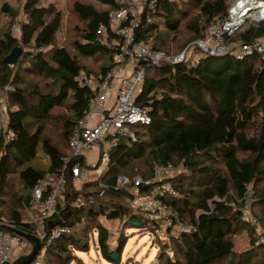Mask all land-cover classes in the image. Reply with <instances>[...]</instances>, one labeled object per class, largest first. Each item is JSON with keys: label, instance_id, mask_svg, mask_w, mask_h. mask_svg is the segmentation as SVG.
<instances>
[{"label": "trees", "instance_id": "trees-1", "mask_svg": "<svg viewBox=\"0 0 264 264\" xmlns=\"http://www.w3.org/2000/svg\"><path fill=\"white\" fill-rule=\"evenodd\" d=\"M10 1L16 0H0V16L7 20L0 23V90L12 134L8 142L2 134L0 140V219L35 234V225L24 222V212L30 217L35 214L31 200L37 180L47 174L58 180L63 159L71 156L69 137L91 97L79 84L80 72L100 75L114 66L115 49L99 42V30L109 28L119 0H96L103 9L74 3L83 27L71 50L57 44L63 18L54 5L26 0L25 20L15 23L18 10ZM158 5L155 18L144 21L137 37L146 44L154 38L153 49L176 54L202 38L217 20H225L230 8L228 0H167ZM15 25L20 28V42L12 36ZM262 37L264 23H246L228 39ZM21 46L38 52L23 51L17 65H4L12 50ZM83 59L98 60L101 68L91 72ZM139 104L148 108L152 123L136 127L137 140L123 139L113 151L107 182L114 184L120 176L151 178L157 165H184L187 173L171 180L177 195L167 201L193 230L171 240L174 261L161 243L159 263L264 264V249L255 247L256 229L242 220V200L251 186L255 192L253 214L264 227V59L205 56L198 63L153 67L147 70ZM60 109L63 113H56ZM48 127L57 130L62 140L47 137ZM42 157L47 159L46 167L39 165ZM16 187L21 197L6 216L2 211L7 208L6 198ZM89 188H93L90 195L95 203L77 208L76 201L80 195L87 197ZM52 189L49 187V193ZM99 193L97 182L78 190L67 172L65 192L57 205L59 214L46 222V231L56 225L70 226L73 231L47 246L42 264H71L73 252H89L95 231L104 259L121 262L127 239L122 235L112 251L103 220L128 219L126 228L139 223L143 229L147 223L131 213L126 192L109 190L103 197ZM219 199L225 201H216ZM240 233H247L251 242L241 251L235 242ZM113 255H119V260Z\"/></svg>", "mask_w": 264, "mask_h": 264}, {"label": "built area", "instance_id": "built-area-1", "mask_svg": "<svg viewBox=\"0 0 264 264\" xmlns=\"http://www.w3.org/2000/svg\"><path fill=\"white\" fill-rule=\"evenodd\" d=\"M161 1L167 0H119V8L110 15L109 28L102 26L99 30V42L115 49L114 66L100 75L80 72L79 84L90 91L91 97L88 108L69 137L71 156L63 159V173L58 180L50 174L37 180L31 200L35 217L24 220L35 225V234L27 233L43 242L35 261L37 264L43 263L48 245L73 231L67 225H56L46 231V222L59 214L57 205L65 192L67 172L78 190H82L86 183L97 182L99 197L105 196L109 190L126 192L130 196L131 213L147 223L144 230L160 235L154 240L165 245V254L172 261L175 255L171 240L193 230L181 221L178 212L172 210L167 201L168 197L177 195L171 180L187 173L182 163L157 165L151 178L120 176L114 184H109L112 154L123 139L137 140V132L133 128L152 123L148 108L139 104L148 69L165 63H198L205 56H233L239 61L253 56L264 59V37L254 41L228 39L248 21L256 26L264 23V0H234L225 20H217L202 38L187 45L177 55L153 49L137 37L144 21L151 22L155 18ZM13 30L19 32L20 28L15 25ZM111 36L114 38L112 42L109 41ZM7 116V104L0 90V140L2 134L8 142L12 134L8 131ZM49 187H53L50 193ZM92 190L87 189V197L79 196L75 204L77 208L95 203L96 198L90 195ZM216 201L224 202L225 199ZM253 202L252 187L249 186L242 200V220L256 229L255 247L264 249V227L253 214ZM122 222L125 225L128 219ZM5 226L10 225L4 218L0 219V264H12L20 256L28 254L31 246L25 238L5 230ZM135 227L139 228L141 224Z\"/></svg>", "mask_w": 264, "mask_h": 264}, {"label": "rangeland", "instance_id": "rangeland-1", "mask_svg": "<svg viewBox=\"0 0 264 264\" xmlns=\"http://www.w3.org/2000/svg\"><path fill=\"white\" fill-rule=\"evenodd\" d=\"M234 0H228L229 5ZM43 6L54 5L59 11L62 13L63 25L61 32L58 36L57 44L58 46L65 47L69 50L72 49V45L75 41L79 40V33L83 27V23L80 21L79 16L75 14L73 8L75 2H83L94 5L98 9H103L102 6L96 0H40ZM10 4L18 10V15L15 19V23H20L25 20V5L26 0H16L10 1ZM196 12H192V15H195ZM7 22L6 18H2L0 16V23L5 24ZM248 26H252L253 24L248 21ZM12 36L15 39H18L20 42L21 34L20 31L16 32L13 30ZM154 43V38L149 41V45ZM24 53L32 52L37 53V49L27 48L21 46ZM171 47V45H170ZM47 51V49L45 50ZM177 52V51H176ZM168 53V52H167ZM178 53V52H177ZM169 54L177 55L172 51ZM82 64L88 68L89 71L94 72L101 68V64L98 60L91 59H83ZM34 82H38V79H34ZM63 113V110H57L56 113ZM132 130L137 132V128H133ZM47 137L55 140H62L61 134L58 133L57 130L48 127L47 128ZM46 158L41 159L39 165L41 167H46ZM20 187V186H18ZM18 187L12 189L10 192V197L6 198L7 208L2 210L6 216L11 215V208L15 205L16 200L21 197L20 191ZM253 196H255V192L252 188ZM29 212H24L23 218L25 220H29L30 216H28ZM35 217V214L33 213ZM103 225L106 229H108L110 233V241L109 245L112 251L116 250L118 247L119 239L124 235L127 239L124 251L121 256L120 263H112L104 259L101 255L98 245V233L95 231L90 237V248L89 252H81L75 251L73 255L75 257L74 261L71 264H155L159 263L160 256V243H157L154 239L156 236H159L158 233H153L152 231H146L142 228L138 227H125L122 221H109L103 220ZM236 247L239 251L247 249L251 246L250 237L247 233H240L235 237ZM30 250L28 251V253ZM160 264V263H159Z\"/></svg>", "mask_w": 264, "mask_h": 264}, {"label": "water", "instance_id": "water-1", "mask_svg": "<svg viewBox=\"0 0 264 264\" xmlns=\"http://www.w3.org/2000/svg\"><path fill=\"white\" fill-rule=\"evenodd\" d=\"M23 55V49L21 47H15L10 55H8L4 61L3 64L7 66H15L17 65L20 57ZM135 226H139L138 223H134ZM5 230L14 233L20 237L25 238L28 240L31 246V250L28 254L22 255L19 258H17L12 264H33L35 263L38 255L40 254L42 248H43V242L36 237L33 234L27 233L23 230H20L16 227H10L5 226L3 227ZM112 258L115 261L119 260V255H113Z\"/></svg>", "mask_w": 264, "mask_h": 264}]
</instances>
